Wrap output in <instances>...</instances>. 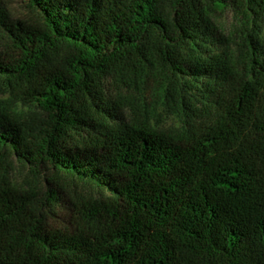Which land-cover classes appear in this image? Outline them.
Masks as SVG:
<instances>
[{
	"label": "trees",
	"instance_id": "16d2710c",
	"mask_svg": "<svg viewBox=\"0 0 264 264\" xmlns=\"http://www.w3.org/2000/svg\"><path fill=\"white\" fill-rule=\"evenodd\" d=\"M23 1L0 0V91L34 109L0 105V264H264V0ZM106 81L155 83L180 128L116 122Z\"/></svg>",
	"mask_w": 264,
	"mask_h": 264
},
{
	"label": "rangeland",
	"instance_id": "374dc122",
	"mask_svg": "<svg viewBox=\"0 0 264 264\" xmlns=\"http://www.w3.org/2000/svg\"><path fill=\"white\" fill-rule=\"evenodd\" d=\"M6 5L13 16L26 13L23 0H6ZM213 27L226 39L236 38L248 24L232 7L210 13ZM105 98L118 107L119 119L116 122L148 123L162 132H174L180 128V119L169 111L165 104L163 91L155 83L146 84L143 91L118 90L111 81L105 82ZM0 105L26 117L34 109L22 104L15 97L0 91ZM10 178L17 186L34 187L39 190L57 187L60 197L98 195L99 190L92 184L81 182L64 175H32L28 170L15 164ZM46 178L48 180L46 181ZM50 178V179H49Z\"/></svg>",
	"mask_w": 264,
	"mask_h": 264
}]
</instances>
